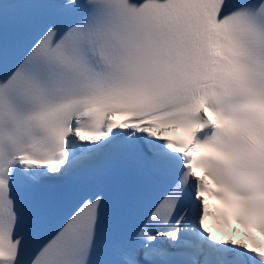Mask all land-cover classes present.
Returning a JSON list of instances; mask_svg holds the SVG:
<instances>
[{"label":"snow or ice","instance_id":"1","mask_svg":"<svg viewBox=\"0 0 264 264\" xmlns=\"http://www.w3.org/2000/svg\"><path fill=\"white\" fill-rule=\"evenodd\" d=\"M0 264H264V0H0Z\"/></svg>","mask_w":264,"mask_h":264}]
</instances>
